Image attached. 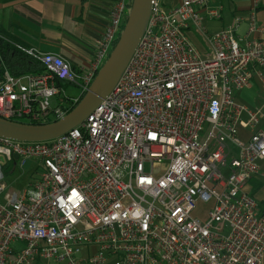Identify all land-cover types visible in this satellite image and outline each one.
Wrapping results in <instances>:
<instances>
[{
  "label": "built area",
  "instance_id": "built-area-1",
  "mask_svg": "<svg viewBox=\"0 0 264 264\" xmlns=\"http://www.w3.org/2000/svg\"><path fill=\"white\" fill-rule=\"evenodd\" d=\"M127 2L116 0L85 72L18 46L45 70H4L0 116H65L110 55ZM210 2L154 0L118 83L80 125L48 141L0 137V264H261L264 215L246 186L264 161V103L251 108L236 92L264 88V25L252 12L247 38L234 33L241 18L209 35L202 11L221 16ZM190 28L207 37L209 58L186 37ZM62 82L80 95L68 96ZM29 159L39 179L7 191L4 166ZM200 201L212 204L205 221L192 215Z\"/></svg>",
  "mask_w": 264,
  "mask_h": 264
},
{
  "label": "crops",
  "instance_id": "crops-1",
  "mask_svg": "<svg viewBox=\"0 0 264 264\" xmlns=\"http://www.w3.org/2000/svg\"><path fill=\"white\" fill-rule=\"evenodd\" d=\"M115 2L0 0V36L24 47H35L43 52L60 55L76 72L82 73L90 69L94 62L99 42L110 24ZM209 8L221 10L220 18H210L206 9L202 11L209 35L232 27L236 18H241L234 33L238 38H247L249 15L252 12L256 21L264 25V0H211ZM258 36V33L254 34V37ZM186 37L202 58L211 56L210 44L200 30L190 28L186 31ZM61 85L66 89L69 84L62 82ZM259 88L262 86L254 82L246 89L258 92ZM61 103V97L53 99L54 106ZM241 135L247 139L249 132L241 130ZM260 166L261 173L248 182L246 190L257 200L260 214L264 215V161ZM261 264H264V255Z\"/></svg>",
  "mask_w": 264,
  "mask_h": 264
},
{
  "label": "water",
  "instance_id": "water-1",
  "mask_svg": "<svg viewBox=\"0 0 264 264\" xmlns=\"http://www.w3.org/2000/svg\"><path fill=\"white\" fill-rule=\"evenodd\" d=\"M154 0H128L123 28L104 64L79 102L65 116L28 123L0 116V137L22 142L48 141L80 125L113 91L146 30Z\"/></svg>",
  "mask_w": 264,
  "mask_h": 264
},
{
  "label": "rangeland",
  "instance_id": "rangeland-1",
  "mask_svg": "<svg viewBox=\"0 0 264 264\" xmlns=\"http://www.w3.org/2000/svg\"><path fill=\"white\" fill-rule=\"evenodd\" d=\"M65 90L66 94L70 97H78L81 93L80 88L72 84H69ZM236 100L237 102L243 103L251 108L259 107L264 103V89L259 88L258 92L256 90L251 92L247 89L237 91ZM51 121H54V119ZM260 127L264 129V120L261 121ZM13 167V162L4 166V182L7 185V191L13 190L20 193L24 189L32 187V184L40 177L41 168L37 166L36 161L33 159L27 160L23 165L19 161L17 162V166L15 168ZM158 172L159 170L156 171V174ZM0 200L1 202H4L3 197H1ZM211 208L212 204L200 201L197 203L192 215L205 221Z\"/></svg>",
  "mask_w": 264,
  "mask_h": 264
},
{
  "label": "trees",
  "instance_id": "trees-1",
  "mask_svg": "<svg viewBox=\"0 0 264 264\" xmlns=\"http://www.w3.org/2000/svg\"><path fill=\"white\" fill-rule=\"evenodd\" d=\"M18 46H22L16 44L0 36V55L2 58V66L0 67V74L7 69L11 74L15 76H19L25 73H41L45 70L43 64L25 53ZM1 74V75H2ZM61 85V83H60ZM73 105L70 110L74 108ZM52 119L42 120V121H29V120H21L23 122L28 123H46L50 122Z\"/></svg>",
  "mask_w": 264,
  "mask_h": 264
}]
</instances>
